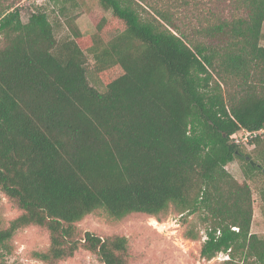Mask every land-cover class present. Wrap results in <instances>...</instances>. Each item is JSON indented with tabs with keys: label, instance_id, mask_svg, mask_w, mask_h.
I'll return each mask as SVG.
<instances>
[{
	"label": "trees",
	"instance_id": "16d2710c",
	"mask_svg": "<svg viewBox=\"0 0 264 264\" xmlns=\"http://www.w3.org/2000/svg\"><path fill=\"white\" fill-rule=\"evenodd\" d=\"M98 1L111 15L89 12L91 35L63 3L58 38L42 5L23 21L19 0H0V189L20 210L0 219V256L38 226L44 264L81 249L131 264L125 235L79 223L172 210L199 214L202 258L264 264L252 188L226 168L239 159L247 178L264 172V149L253 165L241 148L247 132L264 148V0Z\"/></svg>",
	"mask_w": 264,
	"mask_h": 264
},
{
	"label": "rangeland",
	"instance_id": "374dc122",
	"mask_svg": "<svg viewBox=\"0 0 264 264\" xmlns=\"http://www.w3.org/2000/svg\"><path fill=\"white\" fill-rule=\"evenodd\" d=\"M23 21H27L30 13L36 6L42 5L52 21L60 19L57 27V37L61 38L69 32L66 17L60 15V7L67 5L69 14L74 15L75 21L85 35L95 32V25L89 12L97 11L100 14L111 15L98 0H19ZM264 38V24L262 30ZM261 38V44L264 40ZM90 66L93 58L90 56ZM89 80L98 90L104 91L106 81L96 78L92 70L88 72ZM264 131H260L263 133ZM245 143L241 148L253 157V160L262 162L256 153L263 150V145L256 146L252 136H244ZM264 166V162H262ZM226 168L240 182L247 181L253 191L254 215L251 231L264 237V172L255 170L251 178H247L242 161L235 159ZM264 169V167H262ZM20 210L0 189V219L7 225L16 217ZM82 231L93 230L102 235H125L129 242L131 264H227L229 259L226 253H219L211 260L200 255L202 242L207 238L206 226L202 223L198 213H177L170 211L163 220L144 214H131L122 219H116L104 210L86 216L80 223ZM190 235H193L191 237ZM12 252H4L0 256V264H44L34 256L35 251L46 249L50 244L49 233L38 227L29 226L20 229L13 237ZM59 264H102L91 252L81 249L74 257ZM255 264V263H254ZM259 264V263H256Z\"/></svg>",
	"mask_w": 264,
	"mask_h": 264
},
{
	"label": "water",
	"instance_id": "95a60500",
	"mask_svg": "<svg viewBox=\"0 0 264 264\" xmlns=\"http://www.w3.org/2000/svg\"><path fill=\"white\" fill-rule=\"evenodd\" d=\"M246 158H247V159H250V156H246ZM251 163H252L253 165H255V162H254V160H252V159H251Z\"/></svg>",
	"mask_w": 264,
	"mask_h": 264
},
{
	"label": "built area",
	"instance_id": "2783aa9c",
	"mask_svg": "<svg viewBox=\"0 0 264 264\" xmlns=\"http://www.w3.org/2000/svg\"><path fill=\"white\" fill-rule=\"evenodd\" d=\"M247 134L249 135V134H251V133H250V132H247ZM246 140H247V139H246ZM236 141H237V142H240V139L237 138ZM235 229L237 230V228H235Z\"/></svg>",
	"mask_w": 264,
	"mask_h": 264
},
{
	"label": "crops",
	"instance_id": "0c3cea01",
	"mask_svg": "<svg viewBox=\"0 0 264 264\" xmlns=\"http://www.w3.org/2000/svg\"><path fill=\"white\" fill-rule=\"evenodd\" d=\"M262 34H263V32H262ZM263 40H264V38H262Z\"/></svg>",
	"mask_w": 264,
	"mask_h": 264
}]
</instances>
